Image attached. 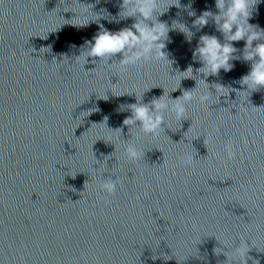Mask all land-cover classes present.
<instances>
[{"label":"water","instance_id":"1","mask_svg":"<svg viewBox=\"0 0 264 264\" xmlns=\"http://www.w3.org/2000/svg\"><path fill=\"white\" fill-rule=\"evenodd\" d=\"M80 2L115 17L101 20L108 30L134 23L118 18L122 0ZM173 3L158 0V12ZM189 3L197 16L218 11L215 0H180V8L157 17L194 33L188 43L169 32L164 50L173 74L201 66L192 58L201 35L223 42L211 20L200 31L192 27L195 17L184 7ZM257 3L251 2L249 23L264 29V0ZM83 6L78 0H0V264H227L214 249L223 245L231 255L244 241L246 264H264V88L236 93L243 88L235 83L251 62L234 60L231 71L208 78L236 90L220 104L204 109L194 102L181 123L166 116L170 130L156 138L138 129L129 134L122 122L131 113L118 109L135 97L113 96L111 83H117L115 92H146L147 103L171 92L178 80L170 66L156 62L123 72L95 65L93 58L85 66L77 62L98 25L63 24L73 16L66 11ZM233 45L242 57L244 41ZM193 87L194 80L181 81L180 89ZM180 89L170 97L180 96ZM104 92L107 101L97 98ZM94 108L99 111L84 112ZM105 116L109 128H122V137L112 141L116 148L108 142L119 133L98 125ZM129 139L145 152L143 159L127 160ZM229 143L232 158L225 151ZM189 155L191 166L182 162ZM108 178L117 181L113 194L100 188Z\"/></svg>","mask_w":264,"mask_h":264},{"label":"clouds","instance_id":"2","mask_svg":"<svg viewBox=\"0 0 264 264\" xmlns=\"http://www.w3.org/2000/svg\"><path fill=\"white\" fill-rule=\"evenodd\" d=\"M251 2L252 0H215L217 12L205 10L198 16L194 10H190L191 3L184 6L185 10H188V15L195 17L192 21L193 28L200 31L211 20L215 24L216 31L221 33L223 37V42L216 35L203 34L199 37L196 47L192 50L193 61L201 65L195 69V73L193 67L189 65L186 70H177L173 74V61L169 59L168 53L164 50L166 42H171L169 38L170 31H178L183 34L185 41L188 43H191L194 33L184 23L173 20L169 26L166 22L157 19L158 16L166 13L170 7L180 8V0L170 4L166 11L159 12L158 0H122L118 18L121 20L134 18V23L130 27L118 31L108 30L100 23L101 20L112 22L116 19L115 17L110 18L106 11L103 12H106L107 16L103 15L102 11L95 12L93 11L94 5L81 3L80 0H78V3L84 5L82 8L77 11L65 12L73 13L72 18L66 20L62 17L66 21L63 25H71L77 29L86 27L90 23L98 25V31L91 40L84 41L81 45L80 54L74 57L77 62L82 59L84 66L89 63V58H93L91 63L95 65L103 63L107 68H115L120 72L126 71L127 66L137 65L140 62H156L165 68L170 66L169 74L178 80V86L167 94L163 90V94L159 98H153L147 103L143 101L146 92H115L114 89L117 83H111L112 88L108 90L115 97L124 95H134L135 97V103L122 104L118 109L121 112L127 109L131 113L122 122L124 126H128L129 134L133 129H138L143 134L156 138L161 133H165V129L170 130L166 116L170 115L175 121L181 123V121L189 120V109L194 102L204 109H209L213 105L220 104L221 97L227 98L230 92L236 91L230 86L218 82L211 84L207 82L210 76H218L221 70L225 73L231 71L234 68L232 63L234 60L242 58L244 61L251 62L250 71L235 81L243 88L242 91H236V93L251 94L264 88V29L249 23L252 16V11H250ZM260 2L262 0H258V3ZM92 14H94V18H89ZM239 41H244L242 57L234 55L238 49L234 47L233 42ZM42 48L49 47H41L40 50ZM116 54H120L119 61L113 60L112 63H109ZM65 58L67 57L65 56ZM185 79L194 80L195 87L190 90L180 89L181 81ZM199 85H203V87L201 88ZM178 89L181 90L182 94L172 99L170 93L176 92ZM107 92L102 95L97 94V98L107 101ZM95 111H99V109L94 108V110L89 109L84 112H87V116H89ZM107 120L108 117L105 116L103 122L98 123V125L104 124L113 133H119L115 138L110 137L108 142L116 148L112 141L113 139L119 140L122 137V128L115 130L109 128ZM225 151L229 158L235 156L230 143L225 146ZM124 155L128 161L136 162L144 158L145 152L130 142L129 139L125 141ZM193 160L194 157L189 155L184 157L182 162L187 166H191ZM100 188L108 194H113L117 190V181L108 178L100 184ZM241 244L244 247H241ZM247 245V241L236 243L231 250V255L229 249L223 245L221 248L214 249V252L217 254L223 253L227 258V264H246L249 251ZM235 256H243L245 259L238 260L234 258Z\"/></svg>","mask_w":264,"mask_h":264}]
</instances>
